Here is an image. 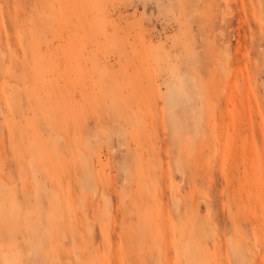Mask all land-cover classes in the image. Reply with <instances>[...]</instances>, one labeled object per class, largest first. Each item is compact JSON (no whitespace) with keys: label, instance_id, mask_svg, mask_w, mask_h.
Segmentation results:
<instances>
[{"label":"rangeland","instance_id":"obj_1","mask_svg":"<svg viewBox=\"0 0 264 264\" xmlns=\"http://www.w3.org/2000/svg\"><path fill=\"white\" fill-rule=\"evenodd\" d=\"M0 109V264H264V0H0Z\"/></svg>","mask_w":264,"mask_h":264},{"label":"bare ground","instance_id":"obj_2","mask_svg":"<svg viewBox=\"0 0 264 264\" xmlns=\"http://www.w3.org/2000/svg\"><path fill=\"white\" fill-rule=\"evenodd\" d=\"M207 23V22H206ZM222 33V32H221ZM215 37V36H214ZM222 37V36H221ZM215 40V39H214ZM215 44V43H214ZM224 56V55H223ZM222 59V58H221ZM227 59V58H226ZM224 64V63H223ZM220 66V65H219ZM222 69V68H221ZM227 72V71H226ZM2 109V108H1ZM0 109V110H1ZM2 111V110H1ZM5 113V112H4ZM175 196V195H174ZM178 197H173L174 201L176 202ZM178 201V200H177ZM211 229V228H210ZM209 234V233H208ZM112 244V243H111ZM78 254V253H77ZM78 257H80V255H78Z\"/></svg>","mask_w":264,"mask_h":264}]
</instances>
